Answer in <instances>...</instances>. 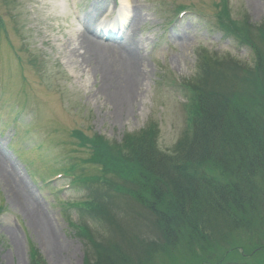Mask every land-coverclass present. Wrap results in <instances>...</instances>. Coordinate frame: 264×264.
<instances>
[{
  "label": "rangeland",
  "instance_id": "obj_1",
  "mask_svg": "<svg viewBox=\"0 0 264 264\" xmlns=\"http://www.w3.org/2000/svg\"><path fill=\"white\" fill-rule=\"evenodd\" d=\"M130 2L132 19L137 14L141 21L132 32L130 19L115 36L103 30L128 8L122 0H0V154L6 159L5 165L0 160V264H96V250L126 243L125 235L156 242L154 218L131 198H115L103 184L78 187L71 176L57 177L89 157L75 133L120 142L156 123L155 145L172 154L188 125V93L182 86L197 76L203 57L230 55L247 73L255 69L253 50L220 30L217 14L223 0ZM227 4L235 32L242 19L253 29L264 26V0ZM179 7L191 12L177 17ZM87 27L104 45L129 39L142 60L136 100L126 115L112 97L99 93L110 79L95 71L94 62L79 59L85 51L78 40ZM113 61L111 83L124 86L130 67L119 54ZM236 72L240 89L245 80L255 79ZM96 167L90 175H100ZM10 176L22 181L24 201L13 191ZM100 194H108L105 204L114 205L106 208L107 219L83 204ZM26 200L35 204L42 232L23 211ZM44 227L54 234L51 240ZM244 231L230 235L242 244L252 241L251 249L234 244L232 252H223L209 245L193 247V255L178 254V248L154 254L153 264H229L228 258L256 264L264 258V228L254 222L255 235Z\"/></svg>",
  "mask_w": 264,
  "mask_h": 264
},
{
  "label": "trees",
  "instance_id": "obj_2",
  "mask_svg": "<svg viewBox=\"0 0 264 264\" xmlns=\"http://www.w3.org/2000/svg\"><path fill=\"white\" fill-rule=\"evenodd\" d=\"M227 5V0L219 5L220 30L253 50L255 69L247 73L230 55L203 57L197 76L182 86L188 93V125L172 154L155 145L156 123L120 142L75 133L89 157L67 170L77 176L64 174L78 187L103 184L115 198H131L154 218L156 228V242L125 235L126 243L97 249L96 264H153L154 254L178 248V254L193 255V247L209 245L223 252H232L234 244L251 249L252 241H235L231 231L248 229L246 234L255 235L254 222L264 228V26L253 29L242 19L235 32ZM237 69L255 75L242 89L235 81ZM96 166L100 175H90ZM108 198L89 196L83 204L107 219L106 208L114 206L105 204ZM256 264H264V258Z\"/></svg>",
  "mask_w": 264,
  "mask_h": 264
},
{
  "label": "bare ground",
  "instance_id": "obj_3",
  "mask_svg": "<svg viewBox=\"0 0 264 264\" xmlns=\"http://www.w3.org/2000/svg\"><path fill=\"white\" fill-rule=\"evenodd\" d=\"M123 4L126 5L127 9H122L117 18L116 23L114 21L113 24H109V26L104 27L103 33L105 35L114 34L115 36H118L119 31H122L126 24L130 21L129 28L132 29L131 31L134 32V29L136 28V23L138 19L141 18L135 15V18L132 19L131 17V7H130V0H122ZM62 7V6H61ZM141 21V20H140ZM90 29L87 27L83 34H81V38L78 40L79 43V50H84V53H79V59H82L84 62L91 63L94 62L95 71L102 74V77L105 79H110L109 81L105 82V85L102 89L99 90V93L102 95L107 96L111 99L113 98V102L116 104L118 110L122 114H128L129 108L131 105H134L136 100V90L137 86L141 79V74L138 71V67L141 64V58L136 55V52L134 50L133 44L129 42V39L123 40V42L118 43L116 42V46L113 47V45H104L100 42V40H97L96 35H89ZM120 55L122 57V63L124 65H129L130 67V73L126 76V82L122 83L123 85H116L112 84L111 80L114 79V72H110V66L113 63H116L114 60V55ZM0 160L5 165V157L0 154ZM10 168V167H9ZM14 173V172H13ZM15 174V173H14ZM17 182H15L11 176H10V182L15 187L13 191L18 196V199H22L24 201L25 199L22 197V191L24 190V185L22 184V181L17 177ZM27 201V200H26ZM28 202V201H27ZM24 204V202H23ZM35 204L28 202L27 204L23 205V211H26L28 214H30V219L32 222V225L37 230H40L42 232L41 226L39 222H41L38 212L35 211L32 207ZM45 236L47 235L49 239L54 236L53 233H48V228L44 227ZM44 235V234H43Z\"/></svg>",
  "mask_w": 264,
  "mask_h": 264
}]
</instances>
